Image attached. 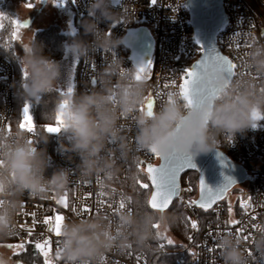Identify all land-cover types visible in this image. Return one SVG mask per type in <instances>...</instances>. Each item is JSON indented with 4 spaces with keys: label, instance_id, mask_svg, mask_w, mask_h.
<instances>
[{
    "label": "clouds",
    "instance_id": "clouds-1",
    "mask_svg": "<svg viewBox=\"0 0 264 264\" xmlns=\"http://www.w3.org/2000/svg\"><path fill=\"white\" fill-rule=\"evenodd\" d=\"M114 0H90L89 16L83 23L85 34L92 40L72 39L64 51L76 59L91 60L96 51L111 53L123 39L102 30L99 25L120 21L122 11L113 10ZM20 63L26 79L21 84L25 105L45 103L43 98L53 93L60 77V65L44 54V46L35 37L23 45ZM248 74L238 73L228 80L220 76L216 82L221 90L198 107L186 108L173 97L149 116L141 111L146 103V85L136 79L135 68L125 69L120 59L109 57L96 73L98 87L90 92L56 95L45 114L47 125L56 123L61 114L64 124L59 132L58 151L73 160L79 158L75 172L82 179L102 176L106 186L121 173L120 162L133 158L137 150L161 155L171 152L191 157L207 154L226 138L256 129L264 117V43H254L245 55ZM131 120L134 136H129ZM49 134L38 127L35 134L17 125L12 130L0 125V242L17 234V215L23 198H46L55 193L61 197L68 190L72 170L56 168L46 175L50 157L46 147ZM67 141L65 143L64 141ZM175 220L167 211H122L114 221L103 215L67 220L59 236L58 254L64 264H95L109 251L124 252L133 246L142 249L155 239L154 225L168 228ZM222 264H264V227L258 228L248 244L233 233H223L217 239ZM251 253V254H250ZM0 264H12L0 250Z\"/></svg>",
    "mask_w": 264,
    "mask_h": 264
},
{
    "label": "built area",
    "instance_id": "built-area-1",
    "mask_svg": "<svg viewBox=\"0 0 264 264\" xmlns=\"http://www.w3.org/2000/svg\"><path fill=\"white\" fill-rule=\"evenodd\" d=\"M186 2L187 0H156L153 4L152 0H114L113 10H123L130 21L122 16L114 24L99 25L102 30L122 39L128 29H147L152 39V52L148 60L151 64L147 62L140 75L146 85V99L154 101V110L167 102L169 94H172V98L182 100L175 95L179 91L178 85L183 82L185 72L200 54V49L192 39ZM89 4L90 0H71L74 15L89 21L93 19L88 13ZM222 5L226 23L217 34L218 47L236 64V75L248 74L246 51L254 43H264V0H222ZM91 40L92 36L89 35L85 42ZM129 56L130 49L123 41L111 53L98 50L91 54V60L81 58L76 76L78 93L90 92L98 87L96 73L103 69L109 57L120 59L125 69L135 68L137 74L138 69ZM13 94L14 67L9 58L0 53V125L9 130L19 125L11 121ZM127 127L129 136H134L131 120H128ZM35 131L36 129L30 134L34 135ZM49 138L54 169L66 167L72 170L68 190L61 197H57L55 193L43 199L25 195L23 206L17 215V234L13 239L20 245L45 244L44 250L49 252L47 259L51 264H64L58 255L59 236L50 230L54 218L57 215L63 216L64 224L70 219L99 214L114 221L120 212L132 211L131 197L124 189V183L132 170L145 171L147 164H157L158 156L152 152L137 150L131 160L120 162V175L102 187L105 184L102 176L82 179L75 172L78 157L68 154L73 156V160L69 161L59 153L58 140L62 139L59 133H50ZM64 142L67 143L66 140ZM39 147L43 148V144ZM218 149L229 158L232 156L230 159L244 169L246 179L242 183L246 184V190L240 198L232 201L225 194L207 210L208 217L201 220L197 207L190 203L194 199L190 198L188 188L180 186L176 199L190 223L189 240L185 248L193 256V264H222L217 247V239L221 234L233 233L247 245L255 231L264 227V119L258 122L256 129L237 134L233 140L226 138ZM64 197H67V207L63 202V205L58 203ZM121 202L125 205L123 209L119 207ZM231 221L239 223L233 224ZM193 222L196 227H192ZM40 253L45 261L43 253ZM95 264H152V260L143 251L132 247L124 252L109 251Z\"/></svg>",
    "mask_w": 264,
    "mask_h": 264
},
{
    "label": "trees",
    "instance_id": "trees-1",
    "mask_svg": "<svg viewBox=\"0 0 264 264\" xmlns=\"http://www.w3.org/2000/svg\"><path fill=\"white\" fill-rule=\"evenodd\" d=\"M71 3V0H70ZM76 16V15H75ZM76 24L81 27V20H79V17L76 16ZM35 37V40L37 42H40L44 46V54L49 56L52 60H56L60 58L63 55V45L66 43H70L72 39H76V36L73 35H67L62 33L58 30L56 26H48L46 28L39 29L36 31L33 35ZM86 36H84L85 38ZM89 35H87L86 38H88ZM77 39L83 40L82 36H77ZM3 36L0 35V53H4L5 56L9 58L11 61L13 67H14V94H13V112L11 115V121L13 124H18V119L20 117V108L21 105L24 103V100L21 96V88L20 84L22 82L20 72L18 70V67L16 65L15 59L12 55V51L8 48L5 49V45H3ZM78 72V67L76 70V76ZM75 92L78 93L76 84H75ZM60 93L58 91H53L52 94L46 95L43 100L45 103L41 104H30V112L33 117V122L35 125V129L37 130L38 127H45L47 125L46 120V113L51 109L52 107V100L56 95H59ZM50 138L47 145L43 144V147H46L47 153L50 157L49 160V168L47 169L46 174L48 176L51 175V173L55 170L54 164L52 161V155H51V146H50ZM232 158V156H230ZM143 180H146L145 182ZM143 183L149 184V178L146 171H141L139 169H134L131 171V175L129 179L124 183V189L131 197L132 201V211L133 212H139L143 211L144 209H151L153 211H159L154 210L150 207L148 201L150 197L151 188L149 186L148 189H143L139 185ZM180 184L186 188H190L191 191H189L190 198L194 199L197 193V173L193 170L186 171L183 173L180 177ZM173 201L171 202L170 206L164 210L168 213L174 214L175 220L171 225L168 227L171 233L176 238V241L172 244L164 243L167 248L171 252H161L158 244L160 242H164V240L160 239L159 236L156 233V228H154L155 231V239L150 240L148 242L147 247L138 249L133 246L134 250L137 251H143L148 255L149 258L152 260V264H193V256L190 253L189 250L185 248V244H187L189 240V220L186 217L185 213L183 212L181 206L179 203L174 204ZM198 217L201 220H204L206 217H208V212L204 209L197 207ZM7 243L15 242L14 239H11L10 241H6ZM17 243V242H16ZM19 244V243H18ZM23 247L19 252L12 253V257L16 259L17 261H20L23 264H45V261L43 259L42 254L40 253L39 249H36L33 244H21Z\"/></svg>",
    "mask_w": 264,
    "mask_h": 264
},
{
    "label": "snow or ice",
    "instance_id": "snow-or-ice-1",
    "mask_svg": "<svg viewBox=\"0 0 264 264\" xmlns=\"http://www.w3.org/2000/svg\"><path fill=\"white\" fill-rule=\"evenodd\" d=\"M152 3L155 4L156 0H152ZM29 7H31V5H29ZM15 23L18 28L23 27V25L19 22ZM148 63L149 65L151 64V62ZM144 67V65L139 67L136 74L137 80H141L140 73L144 72ZM236 67V64L228 57L216 53L214 49L207 51L205 54V59L201 60L197 65H195L192 70L185 72L183 82L178 85L179 91L178 93H175V95H178L182 98L186 108L198 107L208 98L218 94V92L221 90V86L216 82L217 78L223 76L230 80L236 75ZM24 75L26 78L27 73L25 72ZM72 90V88H69L67 92L71 93ZM167 102H172V94H169ZM141 111H146L147 114L151 116L154 111V101L151 98H147L146 104L141 108ZM260 119H264V117H261ZM63 124L64 121L62 115L58 114L55 126H46L45 130L48 133H59L63 127ZM19 127L29 133L34 132L35 125L28 105H25L23 109V122L19 124ZM151 152L160 157L163 161H165V163L159 168L153 167V165L150 163L147 164L146 171L148 178L150 179L151 185L154 188L148 203L152 209L164 211L169 207L173 197L179 194L180 189L177 181L178 173L186 167L194 169L195 165L192 163V157L187 154L171 152L161 155L155 149H152ZM139 186L143 189L149 188L148 183H143ZM188 191H191V189L189 188ZM201 191V202L190 201V203H198L199 207L205 211H207L223 195V190L220 192H213L212 189H205L203 180H201ZM205 191L207 192V195H204ZM60 202H63L65 207L68 206L67 197H64L62 201H58V203ZM119 207L123 209L125 207L124 203L121 202ZM85 211H87V209H85ZM63 220L64 217L60 215H57L54 218V223L50 230L54 231L57 236H60L61 234ZM45 222L47 223L48 221ZM231 223L236 224L239 222L231 221ZM158 227L159 225H154V228ZM192 227H196L195 222L192 223ZM244 238L248 239L246 236ZM168 243L172 244L173 242L168 240ZM20 247H23V245H20ZM35 248L39 249L43 253L45 257V264H51V261L47 259L49 252L44 250L45 244L37 243Z\"/></svg>",
    "mask_w": 264,
    "mask_h": 264
},
{
    "label": "rangeland",
    "instance_id": "rangeland-1",
    "mask_svg": "<svg viewBox=\"0 0 264 264\" xmlns=\"http://www.w3.org/2000/svg\"><path fill=\"white\" fill-rule=\"evenodd\" d=\"M29 5H31V7H29ZM76 19L72 11L70 0H0V35L3 36V45H5V49L9 48L12 51L22 81L26 78L20 63V58L24 54L23 45L26 41L33 38L34 33L39 29L52 25L56 26L58 30L64 34L76 36V39L77 36H82V41H86L87 34H85L83 23L89 20L87 18H79L82 22L80 27L79 25L77 26ZM15 22H19L23 27L18 28ZM84 36L86 37L84 38ZM64 46L65 44L62 50L63 55L53 60L60 65L61 74L57 81V87L54 89V91H58L60 94L66 92L69 88L75 91L77 79L76 70L80 64V59H76L70 54L65 53ZM2 54L4 55L3 52ZM28 106L30 108V105ZM24 107L25 102L20 108L18 124L23 122ZM52 126H55V123L52 124ZM143 181L145 182L146 180ZM245 190L246 184L240 183L227 191L226 196L232 201L240 198L245 193ZM173 203L177 204L178 199H174ZM59 204H62V202ZM156 233L160 239L164 240V242L158 244L160 251L171 252L169 248L164 245V243H168V240L172 242L176 241V238L169 228L161 230L159 226L156 228ZM0 250L6 252L12 264H23L14 259L11 255L21 250L18 243L0 242Z\"/></svg>",
    "mask_w": 264,
    "mask_h": 264
},
{
    "label": "water",
    "instance_id": "water-1",
    "mask_svg": "<svg viewBox=\"0 0 264 264\" xmlns=\"http://www.w3.org/2000/svg\"><path fill=\"white\" fill-rule=\"evenodd\" d=\"M186 9L191 22L192 39L200 49L199 56L193 61L188 70H192L195 65L205 59L206 52L212 49L216 53L226 56L217 44V34L226 23L222 0H187ZM123 41L130 49L129 57L132 64L137 69L141 65L146 66L152 52V39L147 29L144 27L128 29ZM164 163L165 161L158 157V163L152 165L153 167L159 168ZM192 163L195 165V168H184L178 173L177 181L180 189V177L183 173L189 170L197 173V193L193 200L196 202H201L202 200L201 180L204 181L205 189H212L213 192L223 190V195L217 200L219 201L225 196L227 191L246 179L244 169L218 148L207 154L192 157ZM149 186L151 188L150 200L151 194L154 191L150 179ZM204 195H207L206 191ZM177 196H174L172 201ZM194 205L199 207L198 203Z\"/></svg>",
    "mask_w": 264,
    "mask_h": 264
},
{
    "label": "crops",
    "instance_id": "crops-1",
    "mask_svg": "<svg viewBox=\"0 0 264 264\" xmlns=\"http://www.w3.org/2000/svg\"><path fill=\"white\" fill-rule=\"evenodd\" d=\"M74 14V13H73Z\"/></svg>",
    "mask_w": 264,
    "mask_h": 264
}]
</instances>
